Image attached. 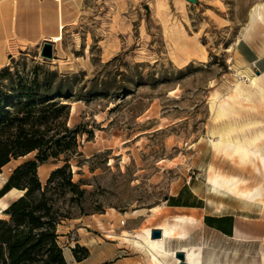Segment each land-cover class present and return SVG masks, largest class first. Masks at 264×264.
<instances>
[{"label":"rangeland","instance_id":"1","mask_svg":"<svg viewBox=\"0 0 264 264\" xmlns=\"http://www.w3.org/2000/svg\"><path fill=\"white\" fill-rule=\"evenodd\" d=\"M252 12L257 22H251ZM53 16L57 33L47 35ZM35 23L42 35L30 40ZM253 74L264 80V0H0V99L7 104L0 120L17 115V103H29L25 112L43 108L50 116L45 136L61 138L66 126L79 129L69 169L78 187H61L59 178L46 190L68 264H78L68 261L77 240L89 254L94 247L103 249L99 264H155L121 235L158 229L173 222L169 214L192 213L168 208L164 199L188 187L213 209L244 216L241 231L227 237L209 229L201 222L204 210H198L190 215L199 223L185 226L186 237L174 239L172 250L199 247L202 264L214 251L220 264H263L264 202L208 184L213 166L227 176L248 178L247 186L264 194L260 173L218 156L210 142L217 139L215 130L230 123L259 122L239 131L241 137L264 132V101L258 94L254 109H239L235 117L216 114V104L239 80L250 88ZM61 104L69 106L57 111ZM12 123L3 137L15 133L19 122ZM260 142L264 145V137ZM37 152L13 157L0 170V189ZM65 154L38 167L41 191ZM20 194L9 191L0 199V219L10 220L1 203L9 205Z\"/></svg>","mask_w":264,"mask_h":264},{"label":"trees","instance_id":"2","mask_svg":"<svg viewBox=\"0 0 264 264\" xmlns=\"http://www.w3.org/2000/svg\"><path fill=\"white\" fill-rule=\"evenodd\" d=\"M53 106L58 105L52 103ZM7 104L0 99V115L5 111ZM29 103H17V115L9 121L0 120V170L11 159L25 156L32 151H38L36 159L29 160L16 167L3 187L0 189V199L13 188L24 190L23 196L10 203L4 211L10 220L0 219V264H68L60 246L59 235L56 232L58 218L52 213V198L46 194L47 188L56 179H61L60 186H69L75 190L78 185L72 181L70 159L78 152V127L66 126V135L55 139L54 136H45L50 130L49 118L45 110L39 112L28 109ZM61 104L56 110L68 107ZM25 112L23 115L22 113ZM9 113V112H7ZM21 114V115H20ZM55 116H58V114ZM19 122L15 133L10 137H3L1 132ZM47 129L42 130L43 127ZM65 154L64 164L54 169L48 183L41 191L42 182L38 177L37 169L46 163L50 157L58 158ZM40 192V197L36 195ZM79 249L84 251L79 254ZM76 260L82 261L89 256L87 247L77 245L72 249Z\"/></svg>","mask_w":264,"mask_h":264},{"label":"bare ground","instance_id":"3","mask_svg":"<svg viewBox=\"0 0 264 264\" xmlns=\"http://www.w3.org/2000/svg\"><path fill=\"white\" fill-rule=\"evenodd\" d=\"M257 21V14L252 12L251 22L254 23ZM262 74H253V76L249 77V89H246L245 86H243L244 79H241L236 83L233 93L227 97V99L220 101L218 97L217 100L220 101V103L216 104L217 118H227L230 116L235 117L239 115V109L246 107L254 109L255 106H253L251 102L253 96L256 94H258L264 101V80L261 77ZM238 75H241L243 78L246 77L241 71ZM258 123L259 122H253L247 123L246 125H235L230 123L223 128L215 130L212 134L217 139H212L210 142L214 152L218 156L231 160L235 164L238 163L241 170L249 167L252 170H255L256 173H260V176L262 175L264 178V145L260 142L261 138L264 137V132H258L252 138L248 136L241 137L238 134L239 131H244L250 125ZM258 173L257 175H259ZM247 179L248 178H246V180ZM246 180L240 179L239 177L227 176L221 172H217L215 168L211 166L208 184L217 189L227 190L240 198L254 202H264V194L261 189L248 187ZM10 192L14 194L21 193L20 195H22L24 190L14 188ZM163 206L157 205L154 208V212H159ZM1 207L6 209L8 207V203L2 202ZM139 211L140 210H137L134 213H138ZM138 216H144V214L142 213ZM190 220H193V218L188 220L186 218L177 217V221L173 223H163L160 227H158V229L161 230L162 235L157 238L153 236V231L155 229L152 230L151 228L146 229L144 233H131L123 231V235L121 236L127 243L135 246L140 251L145 253L146 256L151 258L155 264H169L170 258H174L175 264H180L182 262L185 264H202L203 252L201 248H197L194 245L181 246L183 249L180 248L175 251L171 248V243L174 239L181 240L186 237L184 227L187 226L188 221ZM179 253L184 254L185 257L183 260L179 257ZM216 254L215 251L211 253L205 262L207 264H215L216 262L219 263L218 258L216 259Z\"/></svg>","mask_w":264,"mask_h":264},{"label":"crops","instance_id":"4","mask_svg":"<svg viewBox=\"0 0 264 264\" xmlns=\"http://www.w3.org/2000/svg\"><path fill=\"white\" fill-rule=\"evenodd\" d=\"M48 2L51 3L52 0H48ZM21 8H24V3ZM51 29L52 31L50 33L48 30L46 31L47 35H50L51 33H57L56 20L54 16H53V24H52ZM28 35L30 37L29 38L30 40H34V39L37 40L38 38H40V35H42L41 27L39 25H36V23L33 24L32 30L29 32ZM166 207L175 208V209H183V210H191L193 211L192 213H195L198 210H204L203 217L201 218L202 225H204L205 227L209 229L217 231L227 237H233L234 235H236L238 231H241V227H240L241 221L240 220L241 218H244V216L238 215L231 211H227V210L224 211L223 209H213L212 204L207 202V198L203 194L196 192L191 187H188L187 189H181L177 193L172 194L169 197V200H167ZM163 209H164V206H163ZM190 214H187V213L169 214V220L175 222L177 221V217L186 218L188 220L193 218V220L188 221L187 225H195L199 223L200 218L197 215H190ZM59 232L64 233V231H60V230ZM76 234L78 236V233ZM79 234H80L79 235L80 237L81 233ZM61 237L63 236H60V238ZM76 243L77 245L85 246V243H83L81 240H77ZM91 250L92 251L87 258L78 262L74 256L73 250L71 249L70 253H68V261L69 262L75 261L78 264H99V259L102 258L101 256H103V252H104L103 249L101 247H94ZM93 254H98L95 259H91V256ZM118 264H121V263H118Z\"/></svg>","mask_w":264,"mask_h":264},{"label":"water","instance_id":"5","mask_svg":"<svg viewBox=\"0 0 264 264\" xmlns=\"http://www.w3.org/2000/svg\"><path fill=\"white\" fill-rule=\"evenodd\" d=\"M187 1H189V2H192V3H197L198 2V0H187ZM145 8L147 9V11L149 12L150 11V7H149V5L147 4V5H145ZM50 45L47 43V50H48V55H50ZM23 196V195H22ZM165 201H167V200H169V197L168 196H165ZM162 235V232H161V230H159V229H155L154 231H153V236L154 237H160ZM179 257L183 260L184 259V254L183 253H179ZM180 264H185L184 262H182V263H180Z\"/></svg>","mask_w":264,"mask_h":264},{"label":"built area","instance_id":"6","mask_svg":"<svg viewBox=\"0 0 264 264\" xmlns=\"http://www.w3.org/2000/svg\"><path fill=\"white\" fill-rule=\"evenodd\" d=\"M54 1H56V2H58V3L60 2V0H54Z\"/></svg>","mask_w":264,"mask_h":264}]
</instances>
